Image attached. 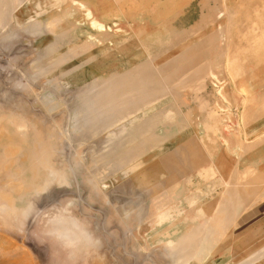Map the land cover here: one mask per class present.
Here are the masks:
<instances>
[{"label": "rangeland", "instance_id": "1", "mask_svg": "<svg viewBox=\"0 0 264 264\" xmlns=\"http://www.w3.org/2000/svg\"><path fill=\"white\" fill-rule=\"evenodd\" d=\"M123 2L122 31L102 39L91 37L98 30L73 0H59L61 6L48 10L40 8V0H0V264H57L49 242L39 236L41 214L50 217L57 229L76 224L79 216L87 220L102 243L79 264H204L180 259L178 245L151 241L156 233L146 214L156 217L153 208L168 201L160 190L152 195L148 185L135 177L153 171L154 166L143 169L155 162L156 170L167 175L170 164L162 166L158 157L146 162L153 153L143 148V139L153 132L170 133L159 127L165 122L158 119L164 110H170L165 118L172 122L174 109L181 129L200 125L194 113H201L197 98L204 92L210 113H216L210 117L213 123H221L217 118L228 123L226 116L234 123V108L241 105L238 97L245 94L243 86L248 87L238 82V76L256 80L258 96L264 94V0ZM186 29L193 32L190 40L197 39L200 45L195 48L200 68L193 72L205 75L202 86V81L190 80L194 84L188 87L163 78L160 68L180 50L149 51L156 42H148L147 34L158 31L167 37ZM211 39L215 44L205 46ZM123 75L132 85L150 91L141 97L131 89L130 95L117 94ZM159 88L161 93L156 92ZM257 102L259 114L264 105ZM185 108L192 109L193 120L187 119ZM253 134L251 130L245 137ZM259 135L258 142L264 131ZM182 137L184 133L176 140ZM167 151L159 149L162 156ZM35 165L42 169L34 188L11 190V182L29 183V168ZM72 201L76 215L66 207Z\"/></svg>", "mask_w": 264, "mask_h": 264}, {"label": "crops", "instance_id": "2", "mask_svg": "<svg viewBox=\"0 0 264 264\" xmlns=\"http://www.w3.org/2000/svg\"><path fill=\"white\" fill-rule=\"evenodd\" d=\"M247 79L244 81L243 76L237 78L239 83H247L248 87L244 85L245 94L238 97V104L241 105L234 108V123L227 116L228 123L219 118L217 120L221 123H213L211 118L216 113H210L212 108L204 92L202 98H197L202 102L201 113H194L200 118V125L181 129L176 125L178 117L174 109L171 110L173 123L165 118L170 110H164L158 115V119L163 117L162 121L167 124L163 123L159 127L170 133L156 135L153 132L152 136L149 134L143 139V148H149L153 153V156L149 154L146 157V162L158 157L162 166L170 164L165 169L167 175L162 176L156 170L158 164L155 162L143 169L154 166L153 171L146 170L144 178L135 177L139 184L148 185L147 189L152 195L160 190L159 193L167 197L168 203L153 208L154 213H157L156 217L154 214L149 217L146 214L148 222L153 219L152 226L156 233L151 241L178 245V255L182 260L227 264L229 261L250 259L253 264H264V139L259 142L257 140L264 131V110L258 114L257 101L262 100L261 104L264 105V94L260 93L259 97L257 81L251 77ZM184 111L187 119L193 120L192 109L185 108ZM257 129L259 131L256 133ZM251 130L254 134L247 139L245 133ZM181 133H184V137L177 141L176 138ZM151 138L152 141L149 140ZM225 141L231 146H226ZM127 147L133 148L131 145ZM161 148L168 149L163 156L159 152ZM137 154L139 160L141 154L138 149ZM152 174L154 175L151 177ZM222 195L228 196L223 198ZM164 216H167L166 221Z\"/></svg>", "mask_w": 264, "mask_h": 264}, {"label": "bare ground", "instance_id": "3", "mask_svg": "<svg viewBox=\"0 0 264 264\" xmlns=\"http://www.w3.org/2000/svg\"><path fill=\"white\" fill-rule=\"evenodd\" d=\"M41 1V3L39 4V6H40V8L43 10V9H46V10H48V9H51L53 6H56V5H59V6H61L59 3H58V1L59 0H40ZM67 1H72V0H67ZM73 1H75V3H76V6H77V4L80 6L79 8H80V11H82V12H84L85 13V19H90L91 20V26L93 27V29H94V31H95V29L96 30H98V33L96 34V33H92L91 34V37H97V35H100V38H102L103 36H105L106 37V39H108V38H110V34L109 33H113L114 34V32H117V31H122V28H121V23H120V21H121V19L123 18L122 17V13H123V11H124V8H123V5H122V3H124L123 2V0H120L121 2H119V0H73ZM139 0H135V4H139L140 2H138ZM154 0H141V2L142 3H144V5L145 4H148V3H151V2H153ZM216 1V0H215ZM200 2V1H199ZM38 3H39V1H38ZM119 3V4H118ZM126 3V2H125ZM213 3V2H212ZM65 4V3H64ZM85 4H87V5H85ZM103 4V5H102ZM131 4V3H130ZM174 4H177V2H174ZM171 5V4H170ZM125 7V6H124ZM257 7V6H256ZM55 9V8H54ZM130 9V8H129ZM212 9V8H211ZM214 9H216V8H214ZM259 9V8H258ZM264 9V8H263ZM149 10V9H148ZM222 10V9H221ZM224 10V9H223ZM252 10H254V9H252ZM146 11H147V9H146ZM206 11V10H205ZM211 11H215V10H211ZM258 11V10H257ZM254 12V11H253ZM210 13V12H209ZM254 13H256V12H254ZM203 14V13H202ZM214 14V13H213ZM217 14H219V16H218V18L219 17H221L222 15H220V13L218 12ZM222 14V13H221ZM157 15V14H156ZM126 17H128V14L126 15ZM211 19V18H210ZM207 21H208V19H206ZM205 20H203V22H204ZM89 23V22H88ZM120 24V25H119ZM209 24H210V22H209ZM255 24H257V23H255ZM250 27V26H249ZM257 28V27H256ZM192 29L194 30V28L192 27ZM200 29V28H199ZM258 29V28H257ZM239 30V29H238ZM214 31V30H213ZM254 31V30H253ZM102 32H104L105 34H102ZM198 31H195V33H194V35L197 33ZM256 32V31H255ZM157 33H158V31H157ZM157 33H154V34H147L148 35V38H147V40H148V42L149 41H154V42H156L153 46H151L150 47V49H149V51H151V53H158V52H160V51H162L163 52V50H169V49H178V50H180V54L178 53V55H176L175 57H172V59H170L169 61H168V64H166V63H164V65L165 66H162L160 69H163V70H161L162 71V73L164 72V74L165 75H163V78L167 81V82H179V83H182V84H186V86H190V85H192L193 86V82L192 81H190V80H196V81H202V83H201V86H202V84H203V79H205V75H203L204 77H197L196 75H195V73L193 72V71H195V70H197L196 68H198V66H199V64H200V62H201V57H200V55H196L198 52H196L195 50V48L196 47H198V45H199V43H198V41H197V39H193V40H190V38L192 37V30L190 31V30H184V31H181V30H179V31H177V32H175V33H173V34H171V33H169L168 34V36L166 37H163L164 36V34L163 35H157ZM211 33V32H210ZM213 33V32H212ZM238 33V32H237ZM159 34V33H158ZM242 34V33H241ZM240 34V35H241ZM166 35V34H165ZM226 35H227V33H226ZM139 36V35H138ZM243 36V35H242ZM244 36H245V34H244ZM200 37V36H199ZM222 37V36H221ZM200 38H202L203 39V37H200ZM258 38V37H257ZM103 39V38H102ZM201 39V40H202ZM205 39H206V37H205ZM226 39V38H225ZM246 39H248L247 37H246ZM92 40L94 41V39L92 38ZM98 40V39H97ZM200 40V39H199ZM200 40V41H201ZM204 40V39H203ZM212 40V39H211ZM208 40V42H207V40H205V46H207V47H212V45L213 44H215V40ZM259 41V40H258ZM140 42V41H139ZM229 42V41H228ZM227 43V42H226ZM141 44V43H140ZM143 45V44H142ZM145 46V45H144ZM200 46V45H199ZM241 46V45H240ZM149 47V46H148ZM201 48V47H200ZM199 49V48H198ZM203 49V48H202ZM146 50V49H145ZM200 50V49H199ZM198 50V51H199ZM208 50V49H207ZM207 50H205V54H207V57H208V55H209V51H207ZM241 50V49H240ZM161 52V53H162ZM165 53V52H164ZM203 53V52H202ZM198 54H200V53H198ZM204 54V55H205ZM237 54H238V52H237ZM237 54H235L234 56H236ZM139 55V54H138ZM203 55V54H202ZM154 56V55H153ZM157 56V55H156ZM206 56V55H205ZM205 56H203V57H205ZM150 57V56H149ZM155 57V56H154ZM138 58V57H137ZM228 58V57H227ZM231 58V57H230ZM229 58V59H230ZM242 58V57H241ZM132 59V58H131ZM150 60V59H149ZM152 60L153 59H151V63H152ZM129 61H131V60H129ZM128 61V62H129ZM203 61H205V60H203ZM230 61V60H229ZM228 61V62H229ZM140 62V61H139ZM137 64V63H136ZM202 64V63H201ZM162 65V64H161ZM233 66V65H232ZM240 67V66H239ZM157 68V67H156ZM199 68H200V66H199ZM242 68V67H241ZM159 69V68H158ZM204 69V68H203ZM201 70V69H200ZM232 70V69H231ZM234 71V70H233ZM191 72V73H190ZM197 72H199V70L197 71ZM201 72V71H200ZM166 73H169L171 76L169 77V79H166V77H167V74ZM234 73H236V71H234ZM190 74V75H189ZM199 74V73H198ZM144 76H147V74H143ZM160 75H161V73H160ZM159 75V76H160ZM112 77L114 76H118V74H113V75H111ZM124 76V75H123ZM125 77V76H124ZM115 78H117V77H115ZM121 78H123V77H121ZM161 78V77H160ZM193 78V79H192ZM207 78V77H206ZM113 80V79H112ZM163 80V79H162ZM164 80V81H165ZM116 81V80H115ZM163 81V82H164ZM119 84L121 83V85H120V88H116L117 89V94L118 93H123L124 94V92L125 93H129V95H130V89L134 92V91H138L139 92V94H140V97H141V93H143V92H147L148 93V91H150V89H147V87H145V86H142V85H139V84H134V85H132V83L130 82V80H129V78H127V77H125L124 79H119L118 81H117ZM116 83V82H115ZM172 83V84H173ZM163 84V83H162ZM180 86V85H179ZM201 86H199V87H201ZM175 87V86H174ZM177 87H178V85H177ZM177 87H175V88H177ZM194 88V87H193ZM186 89V88H185ZM203 89V88H202ZM191 90H194V89H190V91ZM115 91V90H114ZM162 91H163V88H162ZM161 90H160V88L159 89H157L156 90V92L157 93H161L162 92ZM244 91V90H243ZM115 92V93H116ZM155 92V93H156ZM192 93V92H191ZM120 95V94H119ZM149 95V94H148ZM150 95H152V94H150ZM149 95V96H150ZM118 96V95H117ZM142 96H144V95H142ZM153 96H155L154 94H153ZM116 97V96H115ZM137 97H139V95L137 96ZM152 97V96H151ZM100 98V97H99ZM104 98V97H103ZM106 98V97H105ZM136 97H132V100L133 101H135L134 99H135ZM143 99L145 98V97H142ZM141 98V99H142ZM147 98V97H146ZM148 99H149V97H148ZM150 99H152V98H150ZM157 99V98H156ZM137 100H138V98H137ZM136 100V101H137ZM245 100V99H244ZM100 101V100H99ZM107 101V100H106ZM129 101H131V100H129ZM139 101V100H138ZM153 101V100H152ZM109 102V101H108ZM128 102V101H127ZM130 103H132V102H130ZM101 104V103H100ZM129 104V103H128ZM151 104V103H150ZM103 105V104H102ZM130 105V104H129ZM129 105H128V108H130L129 107ZM134 105V104H133ZM132 105V106H133ZM142 105V104H141ZM147 105V104H146ZM127 106V105H126ZM134 108H136V107H134ZM131 109H132V107H131ZM130 110V109H129ZM133 110H135V109H133ZM132 110V111H133ZM128 111V110H127ZM131 111V112H132ZM218 111V110H217ZM134 112V111H133ZM137 122V121H136ZM141 123V122H140ZM138 128V127H137ZM134 150V149H133ZM139 150V149H138ZM33 165V164H32ZM42 169V167L41 166H38V165H35V166H30V168H29V175H27L28 177H29V183H27V184H22V183H18V184H12V182L11 183H9V186H10V189L11 190H13V191H20V190H23V189H29L28 187H33L34 185H36L37 183H33V182H35L36 181V177H37V175L39 174V172H40V170ZM204 170H205V168H203ZM27 171H28V167H27ZM198 173V172H197ZM203 173V172H202ZM201 173V174H202ZM169 174V173H168ZM200 174V175H201ZM143 175V174H142ZM201 176H203V174L201 175ZM26 177V176H25ZM143 177V176H142ZM142 177H140V178H142ZM144 178V177H143ZM26 180V179H25ZM191 180V179H190ZM201 180H202V177H201ZM33 184H32V183ZM197 181H195V183H196ZM26 183V182H25ZM198 183V182H197ZM205 183V182H204ZM188 184V183H187ZM190 184V183H189ZM201 184V183H200ZM191 185V184H190ZM194 185V184H193ZM175 186V185H174ZM192 186V185H191ZM36 187V186H35ZM34 188V187H33ZM195 189V188H194ZM198 189H200V188H198ZM232 189V188H231ZM201 190V189H200ZM155 191V190H154ZM197 191V190H196ZM228 191V190H227ZM229 191H231V190H229ZM169 192H170V190H169ZM199 192V191H198ZM202 192V191H201ZM200 192V193H201ZM231 194H232V192H230ZM156 194V193H155ZM171 194V193H170ZM206 194V193H205ZM222 194V193H221ZM225 194V193H224ZM227 194V193H226ZM212 195V194H211ZM229 196H231L230 194H228ZM227 195V196H228ZM236 195V194H235ZM223 196V195H222ZM225 197H227L226 195H224ZM224 196H223V198H224ZM208 198V197H207ZM231 198V197H230ZM227 198H225V200H226ZM206 200V199H205ZM223 200V199H222ZM228 200V199H227ZM220 201V200H219ZM218 201V202H219ZM204 202V201H203ZM207 202V201H206ZM217 202V203H218ZM227 202V201H226ZM226 202L224 203V204H226ZM253 202H255V201H253ZM193 203V202H192ZM191 203V204H192ZM195 203V202H194ZM202 203V202H201ZM221 203H223L222 201H221ZM228 203H230V202H228ZM191 204H189V205H191ZM199 204V203H198ZM197 205V204H196ZM229 205V204H228ZM228 205H227V207H228ZM217 206V205H216ZM225 206V205H224ZM264 206V205H263ZM181 207V206H180ZM161 208V207H160ZM219 208V207H218ZM247 208V207H246ZM252 208V207H251ZM254 208V207H253ZM258 208V207H257ZM260 208V207H259ZM225 209V208H224ZM247 209H249V207L247 208ZM254 209H256V207L254 208ZM166 210V209H165ZM200 210H202L201 208H200ZM258 210V209H257ZM260 210V209H259ZM160 211V210H159ZM168 211V210H167ZM198 211V210H197ZM219 211V210H218ZM248 211V210H247ZM250 211H253V210H251L250 209ZM200 213H201V211H199ZM203 212V211H202ZM253 212H255V210L253 211ZM166 213V212H165ZM217 213V212H216ZM219 213H220V211H219ZM223 214V213H222ZM250 214V213H249ZM203 215V214H202ZM217 215H218V213H217ZM170 216V215H169ZM205 216V215H204ZM252 216V215H251ZM165 217V216H164ZM167 217V216H166ZM165 217V221H166V218ZM210 218V217H209ZM212 218V217H211ZM220 218H221V216H220ZM224 218V217H223ZM247 218H249V217H247ZM212 219H214V218H212ZM217 219V218H216ZM228 219V218H227ZM168 220H169V217H168ZM219 220V219H218ZM217 220V221H218ZM221 220V219H220ZM225 221V220H224ZM162 222V221H161ZM168 222V221H167ZM219 222H223V221H219ZM211 224V223H210ZM225 225V224H224ZM217 226V225H216ZM222 226V225H221ZM194 229V228H193ZM188 233V232H187ZM199 234V233H198ZM198 237V236H197ZM192 239H193V237H191ZM185 240V239H184ZM189 240V239H188ZM201 240V239H200ZM192 242V244H193V240L191 241ZM194 242H195V245L197 244V242H196V240H194ZM177 243H179L180 244V242H177ZM187 243V242H186ZM183 244V243H182ZM181 244V245H182ZM191 244V245H192ZM186 246H188V245H186ZM187 248V247H186ZM189 248V247H188ZM190 250V249H189ZM190 252V251H189ZM192 252V251H191ZM194 252V251H193ZM187 254V253H186ZM192 254V253H191ZM189 255V254H188ZM255 258V257H254ZM261 258H263V257H261ZM253 261H255V260H253ZM256 262V261H255ZM254 263V262H253Z\"/></svg>", "mask_w": 264, "mask_h": 264}, {"label": "clouds", "instance_id": "4", "mask_svg": "<svg viewBox=\"0 0 264 264\" xmlns=\"http://www.w3.org/2000/svg\"><path fill=\"white\" fill-rule=\"evenodd\" d=\"M66 207L76 215L75 201L67 203ZM39 222V236L49 242L52 258L57 264H79L81 259L91 256L101 246L100 238L91 230L83 216L77 217L76 224L62 229H57L46 215L41 214Z\"/></svg>", "mask_w": 264, "mask_h": 264}]
</instances>
